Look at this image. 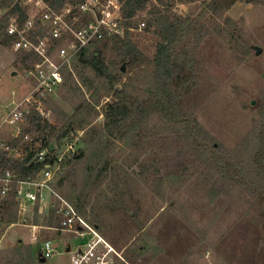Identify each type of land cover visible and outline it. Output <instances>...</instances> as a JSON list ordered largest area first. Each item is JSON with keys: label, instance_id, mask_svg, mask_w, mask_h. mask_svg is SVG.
<instances>
[{"label": "rangeland", "instance_id": "obj_1", "mask_svg": "<svg viewBox=\"0 0 264 264\" xmlns=\"http://www.w3.org/2000/svg\"><path fill=\"white\" fill-rule=\"evenodd\" d=\"M149 2L134 25L145 21L146 28L130 32L138 49L134 63L121 57L112 41L98 47L121 77L117 88L140 100L154 87V61L162 43L148 28V11L166 10L159 0ZM172 2L171 15L200 23L209 19L226 29L224 37L212 31L193 69L172 80L173 92L185 89L179 107L198 123L195 139L156 116L134 129L130 120L122 136L106 138L107 112L116 99L104 93L103 81L89 67L74 64L62 88L45 103L43 124L48 127L13 154L23 158L33 151L36 158L55 137V155L64 160L38 211V203L19 202L15 224L7 222L9 213L0 214V264H11L16 249L25 260L30 252L35 264H68L66 254L45 263L38 259L46 240L81 241L77 231L46 222L55 194L71 203L81 198V214L120 252L125 262L119 264H264V156L260 163L255 158L264 148V0ZM7 11L0 10V19ZM31 63L24 53L0 43V137L7 143L15 139L16 128L4 120L35 85L27 75ZM84 102L95 104L97 114L84 129L78 123L67 126L68 117ZM81 151L84 157L74 159ZM226 161L233 162L234 173Z\"/></svg>", "mask_w": 264, "mask_h": 264}, {"label": "built area", "instance_id": "obj_2", "mask_svg": "<svg viewBox=\"0 0 264 264\" xmlns=\"http://www.w3.org/2000/svg\"><path fill=\"white\" fill-rule=\"evenodd\" d=\"M22 5L27 18L21 21L18 16L11 17L6 33L12 49L32 60L27 75L35 79V85L5 119V123L16 128V138L22 132L25 115L31 110L46 116L45 103L62 88L66 70L72 69L80 53L107 41L123 39L127 30L142 31L146 28L145 21H140L136 27H126L120 0H66L59 8L52 5V0H26ZM30 137L26 135L24 141ZM73 147L70 145L69 149L74 151ZM0 149L9 150V147L0 141ZM16 152L13 151V154ZM36 159L52 164L29 180H17L12 172L0 167L2 197H9L15 189L20 204L35 205L48 199L50 183L64 156L58 157L55 152L45 149L38 153ZM51 210L58 217V228L77 231L81 241L73 245L46 240L39 250L38 259L47 262L56 254H66L68 264L125 262L115 246L97 226L84 218L73 203L55 194Z\"/></svg>", "mask_w": 264, "mask_h": 264}, {"label": "trees", "instance_id": "obj_3", "mask_svg": "<svg viewBox=\"0 0 264 264\" xmlns=\"http://www.w3.org/2000/svg\"><path fill=\"white\" fill-rule=\"evenodd\" d=\"M66 0H52V5L59 8ZM166 10L162 11L156 7L148 11V28L154 29V33L162 39V43L158 47L155 66V83L154 87L149 91L146 99L140 100L138 96L129 93L124 89H118L121 77L115 70H112L102 59L99 54L98 47L90 48L80 53L75 59L74 64L89 67L97 78L103 81L102 89L104 93L113 95L116 102L110 106V111L107 112V118L110 119L105 126V137L118 138L122 136L124 128L127 126L128 121H132L133 129L136 126H142L148 119L153 116L172 124L176 128H184L185 133L189 137L195 139L198 131V123L184 116L180 112V101L184 95V90L176 94L172 90V80L175 74H180L184 69L190 68L191 70L196 65L199 54L200 46L203 40L216 32L224 37L226 29L221 28V25L214 26L211 20L206 19L202 23L192 19L191 17H181L171 15L170 10L173 5V0H159ZM252 1V0H250ZM12 0H0V10L5 8L8 11L0 19V43L9 44V37L6 33L10 18L18 16L21 21L27 18L24 6L21 2L12 4ZM124 24L127 28L134 27L137 13L147 9L149 0H120ZM231 5L227 6L228 10ZM210 9H214L212 4H209ZM217 13V9H214ZM140 22V21H139ZM137 22V24L139 23ZM229 26H233L234 22L230 19L225 21ZM136 24V25H137ZM119 50V55L130 63L135 62V55L138 53L137 47L130 40V32L127 30L126 36L123 39H115L112 41ZM68 70H66L65 74ZM185 88V87H183ZM100 97L96 102L99 104ZM97 114L96 105L89 102H84L78 105L75 109V114L68 117L67 126L73 127L76 123L81 129L86 128L90 123L92 117ZM43 116L35 110H31L25 115L24 122L22 123V132L12 142L8 143L9 150L0 149V167L4 171H10L14 174L17 180H29L35 178L47 165L52 162H39L36 158V152L29 151L23 158H15L13 151H17L23 144L26 135H32L37 132L43 131L48 127ZM53 133L55 131L54 128ZM196 133V134H195ZM195 134V135H194ZM64 135H58L56 138L61 140ZM264 143V131L262 132ZM52 139L45 144L38 152L45 149L50 150ZM210 150H214L215 146L210 145ZM264 156V148L257 152L255 155L256 160L260 163L261 158ZM84 152L81 151L74 159H82ZM227 168L231 173H234L233 162L226 161ZM78 211L81 213L83 210V202L80 197H76L73 203ZM38 206L36 210L38 211ZM19 208V200L17 199L15 189L8 197L1 199L0 195V214L4 215L9 213L10 218L8 223H17V215ZM1 219V218H0ZM49 226L59 227V220L54 210H50L47 221ZM32 254L29 252L28 260H25L20 255V250L14 251V256L11 264H35Z\"/></svg>", "mask_w": 264, "mask_h": 264}, {"label": "water", "instance_id": "obj_4", "mask_svg": "<svg viewBox=\"0 0 264 264\" xmlns=\"http://www.w3.org/2000/svg\"><path fill=\"white\" fill-rule=\"evenodd\" d=\"M255 49H256V54H257V55L261 54V52H262L261 48L256 47ZM122 70L124 71L125 68L122 67ZM15 74H16V73H14V75H15ZM252 104L254 105L255 102H252ZM50 151H51V152H54V151H55V141H54L53 143H51V145H50ZM39 261H40V263H45V260H43V259H41V258L39 259Z\"/></svg>", "mask_w": 264, "mask_h": 264}, {"label": "crops", "instance_id": "obj_5", "mask_svg": "<svg viewBox=\"0 0 264 264\" xmlns=\"http://www.w3.org/2000/svg\"><path fill=\"white\" fill-rule=\"evenodd\" d=\"M16 74H17V73H16ZM31 90H32V89H31ZM30 92H31V91H30ZM30 92H29V93H30ZM26 96H27V95H26ZM26 96H25V97H26ZM25 97H24V98H25ZM24 98H23V99H24ZM23 99H22V100H23ZM22 100H20L19 102L15 103V104L20 103ZM15 104H14V106H15ZM11 111H12V110H11ZM11 111H10V112H11ZM10 112H9V113H10ZM8 115H9V114H8ZM8 115H7V116H8ZM6 118H7V117H6ZM6 118H5V119H6ZM4 121H5V120H4ZM5 124H7V123H5ZM14 138H16V134H15V136L13 137V139H14ZM13 139H12V140H13ZM0 141H2V142H6V141H5L3 138H1V137H0ZM6 144H8V143L6 142ZM47 198H48V197H47Z\"/></svg>", "mask_w": 264, "mask_h": 264}]
</instances>
